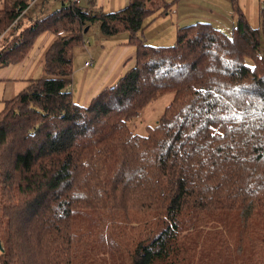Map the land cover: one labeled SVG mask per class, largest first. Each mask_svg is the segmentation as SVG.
Segmentation results:
<instances>
[{
	"label": "trees",
	"instance_id": "trees-1",
	"mask_svg": "<svg viewBox=\"0 0 264 264\" xmlns=\"http://www.w3.org/2000/svg\"><path fill=\"white\" fill-rule=\"evenodd\" d=\"M29 1L0 6V35L15 30L0 66L46 30L57 38L49 76L0 110V264H264V2L260 26L235 6L230 33L195 21L153 45L140 32L165 0L111 12L64 2L18 33ZM93 22L129 32L136 56L85 106L68 77ZM168 92L157 124L133 132Z\"/></svg>",
	"mask_w": 264,
	"mask_h": 264
},
{
	"label": "crops",
	"instance_id": "crops-1",
	"mask_svg": "<svg viewBox=\"0 0 264 264\" xmlns=\"http://www.w3.org/2000/svg\"><path fill=\"white\" fill-rule=\"evenodd\" d=\"M4 0H0V6ZM130 0H82L85 10L111 12L125 7ZM168 8L160 6L148 16L140 32L142 38L153 45L176 42L178 27L195 21H208L218 28L231 32L236 22L235 6H239L250 23L260 26L261 8L264 0H165ZM66 0H30L20 14L18 33L49 13L61 8ZM17 22V21H16ZM15 27V25L13 26ZM15 31V30H14ZM10 28L0 35V50L9 43L14 32ZM16 33V32H15ZM15 35V34H14ZM89 36V37H87ZM129 32L107 35L102 32L99 22L86 26L83 41L75 47V64L70 89L74 100L88 105L92 98L107 86H111L135 64L136 47L129 43ZM57 34L46 30L39 34L24 58L16 63L0 66V110L4 102L12 99L30 80L45 78V57L56 40ZM87 61L92 63L86 65Z\"/></svg>",
	"mask_w": 264,
	"mask_h": 264
},
{
	"label": "rangeland",
	"instance_id": "rangeland-1",
	"mask_svg": "<svg viewBox=\"0 0 264 264\" xmlns=\"http://www.w3.org/2000/svg\"><path fill=\"white\" fill-rule=\"evenodd\" d=\"M159 4H160L159 0H152V2L148 3V6H151L154 8V7L159 6ZM82 39H83L82 42L87 41L89 43V40L84 38V35ZM263 49H264V43H263ZM73 52L74 53H73L72 65H73V71H74V68H75L74 66L79 60V56H78V59L77 58L75 59L76 52L75 50ZM173 95L174 94L172 92H168L164 95L156 97L155 99H152L144 108H142L139 115H137L136 117L132 118V120L129 121L128 123L129 128L133 132H137L140 134H146L148 132V129H147L148 127L154 126L157 124L166 106L172 100Z\"/></svg>",
	"mask_w": 264,
	"mask_h": 264
},
{
	"label": "built area",
	"instance_id": "built-area-1",
	"mask_svg": "<svg viewBox=\"0 0 264 264\" xmlns=\"http://www.w3.org/2000/svg\"><path fill=\"white\" fill-rule=\"evenodd\" d=\"M68 4L70 5H75V4H80L82 0H66ZM91 61H87L86 65L91 64Z\"/></svg>",
	"mask_w": 264,
	"mask_h": 264
}]
</instances>
